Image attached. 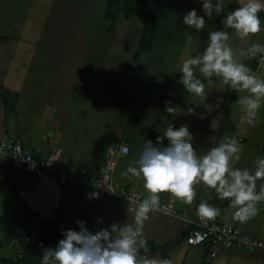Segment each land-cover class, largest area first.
I'll use <instances>...</instances> for the list:
<instances>
[{
    "label": "rangeland",
    "instance_id": "374dc122",
    "mask_svg": "<svg viewBox=\"0 0 264 264\" xmlns=\"http://www.w3.org/2000/svg\"><path fill=\"white\" fill-rule=\"evenodd\" d=\"M201 3L202 0H170L151 49L139 52L138 46L143 31L141 19L133 17L126 20L121 17L117 25L110 29L111 20L105 17L107 0H0V42L14 39L13 33L24 28L29 16L34 18L30 26V36L18 37L20 42L25 40L36 44L35 49L33 48L35 51L32 54L31 66L24 71L23 87L16 92L18 94L8 90L15 95L14 99L17 102L16 115H11L10 118L16 120L20 127H44L47 126L43 116L45 103L56 105L61 109V102L72 100L70 124H68L69 121L66 123L68 127H84L88 118L90 127L94 122L97 127L123 126L124 117L135 107L134 102L145 104L146 100L152 98L156 88L162 91L164 85H167L165 79L171 77L173 47H182L188 35L192 34L194 44L202 49L195 52L194 57L202 54L208 46L210 32L224 30L221 16L226 17L230 12L238 9L237 6L231 7L230 0H227L224 11L219 14L214 13L209 19ZM192 10H195L197 15L202 16L206 21L205 29L199 32L183 24V17ZM24 14H28L26 18ZM35 24L41 29L34 34ZM226 30L231 32L230 29ZM262 30L260 34L250 39L246 47L242 45L240 48L247 49L254 42L264 44L263 27ZM229 44L233 48L234 55L239 59L238 62L243 63L245 55L239 51L241 49L238 48L237 51L232 40H229ZM25 55L26 52L16 50L15 59L20 60L16 62L23 63ZM22 67L17 65V70L23 71ZM196 76L205 83V97L190 95L181 84L182 89L175 108L178 109V113L171 114L165 125V120L163 121L162 125L165 129L159 127L156 130L157 132L160 130L156 134L157 138L162 137L170 125L174 129L183 126L178 123L183 122L186 107L197 108L201 105L200 102H204L203 106L206 105L208 100L205 101V99L208 98L215 84L219 86V80L215 77L213 82L209 83L204 80L198 70ZM259 76L264 78V73H260ZM158 82L163 85L157 84ZM170 91L171 87H168L165 92ZM91 96H95L96 107L89 102ZM226 96L227 104L231 103L230 91ZM108 97L112 102L101 103L100 106L103 104V108L100 114L98 110L97 115L96 108L99 102L105 101ZM210 99L211 96H209V101ZM175 117L178 118L177 123L174 121ZM191 119L193 117H188V120ZM203 127H207V124ZM239 130L240 136H249L247 144L242 141L239 143V145L246 146L244 161L241 163L254 167L255 160L264 157V104L253 123H248L247 116H243ZM196 138L199 139L198 136ZM164 139L167 140V138ZM6 162L7 159L0 155V216L4 213L3 209H10L13 219L16 220L17 216H23L25 213L31 216V218L28 216L27 220L19 226L21 228L16 231L18 234H13L16 236L15 239L13 235H9L8 238L0 241L2 245L0 257H14L16 252L22 251L23 244L20 242L26 239L20 234L21 230L24 233L39 235L45 227L52 224L56 209L54 205L49 211L50 197L45 202L48 210L38 211L33 207L30 208L27 200L21 196L20 180L14 179L11 173H7ZM260 184L257 185V191H259ZM73 193L79 198H72ZM199 198L206 200L203 195ZM163 201L171 202V200ZM206 202L211 204L210 199ZM104 208L89 206L84 197L74 191L69 193L57 208L60 210L57 213L56 225L64 235L67 230L76 232L81 230L77 221L83 222L85 228L92 234L102 229L110 230L113 224H126V221L121 224L114 222L110 213ZM256 223L255 220L251 221V229L256 226ZM184 251L185 257L188 258L185 264H200L204 254L202 248L189 246V249L187 247ZM256 253L264 259V252L257 251ZM208 258L211 260L210 257Z\"/></svg>",
    "mask_w": 264,
    "mask_h": 264
},
{
    "label": "clouds",
    "instance_id": "9594fccd",
    "mask_svg": "<svg viewBox=\"0 0 264 264\" xmlns=\"http://www.w3.org/2000/svg\"><path fill=\"white\" fill-rule=\"evenodd\" d=\"M202 4L209 19L214 13L224 11V0H215V3L213 0H202ZM261 11H264V0H243L238 9L223 19V31L210 32L209 43L203 53L183 59L179 66V73H182L180 83L190 95L205 97V83L197 78V70L209 83L213 82L214 77L217 78L221 90L230 89L238 93L236 106L242 118L247 116L250 124L254 122L264 104V78L235 59L233 48L228 43L231 36L226 29L233 30L240 40L257 36L262 31L259 16ZM183 24L197 32L206 27L205 19L198 16L195 10L183 17ZM194 42L193 35L189 34L186 47L191 48ZM242 55L250 60H257L259 66L264 67V44L254 42ZM260 72L264 70L260 69ZM187 111L192 114L193 109L189 108ZM166 112L177 114L178 109L167 107ZM234 115L235 112L232 116ZM164 138L169 142L167 147H157L151 141H147L138 159L131 161L127 169L121 173L123 178L142 181L143 189L147 193L145 198L140 195L144 199L136 206L133 221L124 225L113 224L110 230L102 229L95 234L89 232L83 222L77 221L81 230L79 232L67 230L64 239L60 240L54 249H45L42 264H173L171 259L161 260L149 256L148 241L143 238L144 225L149 220L150 213L165 211L171 214L161 205L163 194H168L173 200L190 206L196 197L195 187L199 184L213 190L219 200L230 202L229 208L233 210L234 221L246 223L259 214V206L264 203V183L260 184L257 191V182L264 181V157L255 160L254 170L234 168L233 162L240 160L241 152L234 136H224L218 145L202 155H198L194 150L191 143L193 137L186 126L175 130L172 125L168 126L164 135L157 138V144H162ZM127 146L123 144L119 146V154L122 156L119 159L129 155L130 147ZM113 152V148L108 149V153ZM106 179L107 177L103 175V185ZM103 185L99 181L95 182L97 188ZM90 196L94 198L98 193H92ZM135 199V196L128 197L129 202ZM220 212L219 208L203 200L197 208L198 217L205 223L214 221ZM188 216L193 218L195 214ZM185 224L190 233L191 227ZM191 247L204 249L202 246Z\"/></svg>",
    "mask_w": 264,
    "mask_h": 264
},
{
    "label": "crops",
    "instance_id": "0c3cea01",
    "mask_svg": "<svg viewBox=\"0 0 264 264\" xmlns=\"http://www.w3.org/2000/svg\"><path fill=\"white\" fill-rule=\"evenodd\" d=\"M230 2L231 7L237 6V8H239L243 0H230ZM226 3L227 0H224V6ZM201 5L203 6L202 3ZM27 15L24 14V18H26ZM37 15H35V17H37ZM27 20L28 21L24 24L23 29L17 30V33H13L14 39L0 42V86L12 93L19 92V90L23 87L25 78L24 71L25 69L30 68L33 57L32 54L35 51L34 46L36 43L25 40L20 42L18 39L21 35L30 36V26H32L34 18L29 16ZM26 26H28V28H25ZM40 29L41 28L35 24L33 33L35 34L36 31ZM230 36V41L232 40V43L235 44L237 51L238 48L241 49L240 47L242 45L243 47H246L250 39H252L251 37L246 40H240L235 36L233 30H231ZM18 43L19 45H17ZM236 43H238V45H236ZM182 45V47H173V52L171 53V77L165 79L167 85H164V88H167L165 90L163 88L162 91L156 88V91L153 92L152 98L146 100L145 104L134 102L133 106L136 108H132L127 113L126 117H124L123 126L97 127L94 122V124L90 127V125H88V118L86 119L84 127H68V124H70L69 119L72 114L70 109L73 108V101L68 100L64 103L61 102V109H59L56 105H51L50 103H45L43 105V116L46 120L47 126L20 127L16 120L10 118L11 115L6 117L7 112L0 91V142L6 137H19L25 145L33 150L34 155L39 159H44L53 152H57L60 154L61 159L68 161L71 165L84 167L89 174L96 175L100 173V170L102 171L104 169L106 148L109 144L119 141L120 143L130 147V154L118 160L117 168L114 172V182L119 185L123 184L138 195L140 194L142 197H146L147 193L143 189L142 181L136 180L135 178L131 180L123 178L121 173L127 169L131 161L138 159L139 154L147 141H151L153 145L161 148L167 147L169 144V142L165 139L162 144H157L156 134L160 130H158V132L156 130L159 127H163L162 123L164 120L165 125L170 118L171 114L166 112V108L177 107V101L179 100V95L182 89L180 83L182 73H179V66L182 63V60L192 58L194 57L195 52L202 50L197 48L196 44H193L191 48L186 47V42ZM16 50H18V52H26V55L23 58V63L16 62V60H18L15 59ZM246 50V48H243L239 51L244 53ZM234 57L237 61L239 60L235 55ZM245 58L246 56L243 58V63ZM167 64H169V62ZM17 65L23 66V71H18ZM159 83L161 82H158L157 84ZM160 85L163 84L161 83ZM168 87H171V91L166 93L165 91ZM229 91L230 99L232 90H221L216 83L211 90V93L208 95V98H204L205 101L208 100V103L203 106L202 104H204V102H200L201 105L197 108L186 107L182 118L183 122L178 123L183 124V126H186L189 129L193 137L191 143L198 155H202L210 148L218 145L221 138L226 135L234 136L238 143H241L242 141L247 144L249 136H240L239 130L240 121L242 119V114L236 106L239 94L236 93L234 101L227 104L226 95L229 94ZM209 96H211L210 101ZM94 99L95 96H91L89 102L93 107H96V101H94ZM106 101L112 102L109 97L106 98L105 101L101 100L96 108L97 115L98 110L100 114L101 109L103 108V104L101 106L100 104L103 102L107 103ZM189 108L193 109L192 114L188 113L187 110ZM233 112H235L234 116H232ZM82 114L88 115L83 112ZM12 115H16V112ZM188 117H193V119L188 120ZM68 121L69 123L66 125ZM174 121L177 123L178 118L175 117ZM205 124H207V127H203ZM163 129H165V127H163ZM196 136H198L199 139H197ZM239 146L241 148L240 160L234 161L232 166L234 168H248L250 170H254L255 166L249 167L248 165L241 163L244 161L243 157L246 146ZM6 159L7 173H11L14 179L20 180L22 190L21 196L27 200L30 208L33 207L38 211L44 209L48 210L45 202L48 197H50L51 208H49V211L52 210V207L55 205L57 215L58 210H60L57 208H59V206L63 203L64 198L67 197L69 193L74 191L60 188L59 184L50 178L41 179L29 172L15 170L11 166L9 159ZM195 191L196 197L193 204L190 206L173 200L168 194H163L161 196V200H171L175 203V207L179 212L184 211V213H187L188 215H194L197 212V208L202 201L199 198L201 195H203L206 200L210 199V205L212 206L219 209L226 206V200H219L216 197L215 192L205 188L203 184L196 185ZM75 192H79V194L84 197L86 201L83 192L78 190H75ZM71 197L75 199L79 198L78 195L74 193ZM102 201L103 202H97L95 204H102L103 207H105L104 209L110 213L114 222L121 224L123 221H126V223H131L133 221L136 206L135 209L131 211L129 210L131 204L125 200L106 198ZM232 212V209H226L223 214L224 218L221 219L229 224L235 225L238 229L249 235L255 237L264 236V203H261L259 206V214L246 223L234 221L232 218ZM253 220L257 223L256 226L251 229V221ZM187 230L188 226L178 219L166 217L156 212L150 213L149 220L145 222L143 229V238L146 239L148 243H152L156 246H164L177 240L181 241L177 246H170L165 253L160 251L153 253L154 249H152L149 251V256L153 253L152 256L157 259H171L173 264H185L188 258L185 257L184 249H187V247L189 249V246L185 241ZM156 255H160L162 258ZM202 258L203 257H201L200 264L203 261ZM210 259L211 260H209L208 264H264V259L261 255H258L256 252L249 253L242 249L221 250L216 258Z\"/></svg>",
    "mask_w": 264,
    "mask_h": 264
},
{
    "label": "built area",
    "instance_id": "2783aa9c",
    "mask_svg": "<svg viewBox=\"0 0 264 264\" xmlns=\"http://www.w3.org/2000/svg\"><path fill=\"white\" fill-rule=\"evenodd\" d=\"M260 69L263 71L264 67ZM109 148H113L114 152L108 153ZM0 155L8 157L15 170L29 172L38 178L53 179L62 189H76L83 192L88 203H95L104 198H115L129 202L128 197L135 196L136 199L133 202H129L131 204L129 210L133 211L135 206L145 198H142L140 194L138 195L126 186L114 182L117 161L122 157L119 154V146L117 145H111L107 148L104 169L99 176L95 177H90L87 170H79L80 167L77 168L61 159L60 154L57 152H53L44 159L37 158L31 148H27L20 139L14 136L0 142ZM103 175L107 177L105 185H103ZM97 181L101 182L103 186L97 188L95 186ZM92 193H98V196L93 198L90 196ZM161 205L168 209L171 214H167L165 211H157L158 213L178 218L191 227L189 236L186 239L187 245L202 247L209 245L212 258L217 257L222 249L264 252V236L255 237L243 233L235 225L222 221L219 217L214 221L205 223L200 220L197 212L193 218L186 213L180 214L172 201L170 203L161 201Z\"/></svg>",
    "mask_w": 264,
    "mask_h": 264
},
{
    "label": "trees",
    "instance_id": "16d2710c",
    "mask_svg": "<svg viewBox=\"0 0 264 264\" xmlns=\"http://www.w3.org/2000/svg\"><path fill=\"white\" fill-rule=\"evenodd\" d=\"M169 1L170 0H107V10L105 12V17L111 20L109 27L110 29H113L117 25V22L121 17H123L126 20H129L133 17H139L143 23V31L139 41L138 51L146 52L149 49H151L154 43L157 31L159 29L161 20L164 16ZM259 16L262 22V27L264 28V19H263L264 11H261L259 13ZM222 18L224 19L226 17L222 16ZM244 64H246L254 72H256L257 75L260 73L261 66H259L257 60H250L246 57ZM0 91L7 112L6 117L7 116L9 117L10 115L16 112L15 111L16 99H14L15 95L11 94L7 89H5L2 86H0ZM235 95L236 92L232 91L230 101H234ZM226 102H228V100ZM113 144L120 146L122 143H120L119 141L113 142L109 144V146ZM81 169L86 170V168L84 167H80L79 170ZM101 172L102 171L100 170V173ZM100 173L96 175H91L89 173L88 174L90 177H95V176H99ZM261 182L262 181H258L257 185H259ZM69 190L75 191L76 189H69ZM102 200H105V198L97 202H103ZM86 203L89 206H93V208L103 207L102 204L88 203L87 199H86ZM229 203L230 202L226 200V206L220 208L221 212L219 217H221L222 219L224 218L223 214L225 213V210L229 208ZM3 211H4L3 215L0 216V241L2 239L8 238L9 235H13V234L17 235L18 233H16V231L19 230V228H21L19 226L27 220L28 216L31 218L30 215L25 213L23 216H17L16 217L17 220H16L13 219L10 209H5V210L3 209ZM57 218H58V214L56 215V217H54L52 224L45 227L40 232L39 235H33V233H24L21 230V232L23 233L20 232V234L26 237V239L20 242L23 244L22 251L19 253L16 252L14 257L11 256L0 257V264H42V255L44 250L48 248L54 249L58 245L59 241L64 239V235L61 233L60 229L56 225ZM14 230L15 232H13ZM15 237L16 236H14V239ZM180 241L177 240L172 242L171 244H167L164 246L163 245L156 246L153 245L152 243H148V248L149 250L153 248L154 249L153 253L157 251L165 253V251L167 252L170 246L171 247L177 246ZM0 248H2L1 244H0ZM203 251H204L202 258L203 261L201 264H208L209 262L208 257L210 256V246L209 245L205 246Z\"/></svg>",
    "mask_w": 264,
    "mask_h": 264
},
{
    "label": "water",
    "instance_id": "95a60500",
    "mask_svg": "<svg viewBox=\"0 0 264 264\" xmlns=\"http://www.w3.org/2000/svg\"><path fill=\"white\" fill-rule=\"evenodd\" d=\"M189 233V231H187V233L186 234H188Z\"/></svg>",
    "mask_w": 264,
    "mask_h": 264
}]
</instances>
